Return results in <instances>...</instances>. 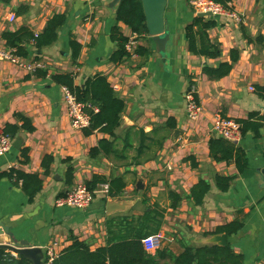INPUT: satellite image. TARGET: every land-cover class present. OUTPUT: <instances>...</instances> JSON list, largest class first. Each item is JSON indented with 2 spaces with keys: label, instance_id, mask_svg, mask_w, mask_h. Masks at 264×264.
Instances as JSON below:
<instances>
[{
  "label": "crops",
  "instance_id": "1",
  "mask_svg": "<svg viewBox=\"0 0 264 264\" xmlns=\"http://www.w3.org/2000/svg\"><path fill=\"white\" fill-rule=\"evenodd\" d=\"M111 1L0 0L2 49L8 48L4 32L25 27L39 34L51 16L65 15L54 43L40 50L31 41L26 44L28 56L23 58L39 61L42 68L28 72L0 60V133L7 125L19 127L11 148L0 156V223L15 240L42 248L47 260L48 247L56 258L74 238L90 249L102 247L108 239L128 232L124 218L137 224L151 210L153 215L160 214L156 215L160 228L150 235L159 236L158 248L175 254L185 247L215 244L207 239L218 234L216 228L237 219L242 228L226 235L227 243L243 256V264H264V177L260 172L264 168V0H229L227 9L240 21L226 15L202 17L214 21L208 35L220 50L215 58L188 50L184 28L198 16L186 0H168L164 56L148 34L140 37L116 19L117 6L112 8ZM10 13L15 15L12 21ZM114 27L127 40L136 34L137 46L149 53L134 51L118 63L111 62L117 48L111 37ZM70 39L80 44L76 58ZM232 51L237 60L226 76L211 78L202 72L203 67L216 68L230 61ZM65 73L73 74L74 85L80 89L92 76L106 77L114 95L124 102L113 135L97 129L85 134L70 125L62 85L52 78ZM192 88L201 107L193 122L185 109V94ZM251 114H256L258 128L246 130L235 143L247 159L246 168L238 173L232 160H216L209 153L210 139L222 138L213 132V121L216 116L246 120ZM19 115L29 120L31 131L21 128ZM101 139L109 141V152L90 155ZM23 148L28 156L25 162ZM47 156L51 161L46 170L42 161ZM11 168L40 175L42 188L32 202L5 175ZM68 168L72 169L69 183ZM95 175L103 182L94 187L98 192L88 207L55 205L56 198L73 185L87 186ZM217 175L236 178L222 192L215 184ZM117 179L125 185L118 196L99 192L103 183ZM200 179L209 184V191L196 205L189 189ZM172 192L180 196L175 208ZM117 198L122 199L119 209L108 213L106 202ZM0 241H8V235L4 233Z\"/></svg>",
  "mask_w": 264,
  "mask_h": 264
},
{
  "label": "trees",
  "instance_id": "2",
  "mask_svg": "<svg viewBox=\"0 0 264 264\" xmlns=\"http://www.w3.org/2000/svg\"><path fill=\"white\" fill-rule=\"evenodd\" d=\"M223 7H227L229 0H214ZM116 19L124 23L132 32L138 36L147 34L144 25V14L140 0H121L116 7ZM65 21L64 14H54L51 16L39 34H33L25 27H21L16 32H4L3 39L8 47L14 48L15 53L21 57H27V43L33 42L37 50L48 46L56 41L57 31ZM214 25L212 20H204L202 17H195L194 20L184 28L188 50L195 55H202L208 58H215L220 54L218 45L211 42L208 29ZM111 37L117 41L116 51L110 56L113 63L120 62L127 57L129 53L125 50L127 37L123 36L117 27L112 28ZM70 45L73 50V57L76 58L80 51V44L74 39H70ZM135 52L141 55H147L149 52L141 46H137ZM237 60L236 51L230 54V61L220 63L216 68L203 67L202 72L211 78H221L226 76L232 69V64ZM39 72V71H38ZM45 76V72L40 73ZM53 80L67 86L81 101H89L98 107V111L92 113L91 124L83 129L85 134H90L94 130H99L108 135H113L114 130L119 124L120 114L124 109V102L114 95V91L105 76L95 75L85 81L84 88L80 89L74 85L73 74H56ZM22 121L21 128L26 131L33 129L27 118L19 115ZM256 114H251L246 120H239L241 123V133L246 130H257L258 123L255 121ZM170 120V119H168ZM173 124H170L172 126ZM19 127L7 125L4 133L13 136ZM111 146L107 139H101L96 147L90 150V155L99 152L108 153ZM209 153L216 160H232L238 170V173L244 171L247 166V159L244 150L238 147L234 142L223 138H211L209 141ZM24 162L28 160L27 150L22 149ZM51 157L47 156L42 161V166L47 170ZM195 165V163H192ZM14 183L19 184L27 196L29 202H32L35 195L42 188V179L39 174L25 173L20 169L11 168L5 172ZM236 176L215 177L217 188L225 192L229 189ZM72 179V169L66 171V181L69 183ZM103 182L98 176L87 183V188L93 190L97 183ZM117 184L116 191L113 185ZM124 183L117 179L109 182L108 194L111 197L118 196L124 188ZM209 191V184L200 179L190 189L189 197L194 204L199 205L203 202L205 194ZM174 195L172 207L175 208L180 200V196ZM65 195V194H63ZM153 211L145 212L139 218L140 222L133 224L134 220L127 218L126 229L128 232L118 239H108L106 245L96 249L90 247L82 240L74 238L72 242L65 247L60 254L48 264H243V256L236 253L227 243L225 246L213 244L199 247H185L179 253L175 254L168 248H156L154 253H148L143 245L142 239L155 234L160 228V220L156 218L159 213ZM138 218V219H139ZM242 228L240 220H233L225 225L216 228L215 233H225L227 236L237 233ZM0 264H31L30 261L19 255H13L10 252L0 250Z\"/></svg>",
  "mask_w": 264,
  "mask_h": 264
},
{
  "label": "built area",
  "instance_id": "3",
  "mask_svg": "<svg viewBox=\"0 0 264 264\" xmlns=\"http://www.w3.org/2000/svg\"><path fill=\"white\" fill-rule=\"evenodd\" d=\"M87 1V0H85ZM187 3L192 7L194 12H211L212 15H226L236 21H240V17L223 7L220 3L214 0H186ZM15 15L10 13L9 20H14ZM137 47V36L136 34L128 38L125 43V50L129 54H134ZM0 60H6L14 65L28 71L33 72L38 68H42L43 65L36 60H25L23 57L15 53L14 48H0ZM254 90L253 87H250ZM194 89H189L185 94V109L187 117L190 121H196L201 113V107L196 102L194 97ZM63 101L66 105L67 114L70 125L77 130H83L90 126L91 115L98 111V107L89 101H81L76 95L67 87L62 86ZM213 132L218 136L232 142H237L241 137V123L237 120L229 117L216 116L212 126ZM12 145V136L4 132L0 133V156L4 155ZM109 185L103 183L100 187L99 192L103 195L108 196ZM98 191L89 190L83 184H76L63 196L56 198V206H69L78 209H84L88 207L93 199L94 194ZM142 243L147 250L156 249L159 244L158 235H150L142 239ZM54 258L52 247L47 249V260L45 264H48Z\"/></svg>",
  "mask_w": 264,
  "mask_h": 264
},
{
  "label": "water",
  "instance_id": "4",
  "mask_svg": "<svg viewBox=\"0 0 264 264\" xmlns=\"http://www.w3.org/2000/svg\"><path fill=\"white\" fill-rule=\"evenodd\" d=\"M121 0H112L111 7L115 8ZM144 14V25L147 34L151 37L153 43L156 46L159 55L164 56L165 45L169 36L168 25L165 20V10L168 0H140ZM211 12H199L198 17L211 16ZM18 141V140H17ZM14 146H16V142ZM236 143V142H234ZM264 177V168L260 170ZM139 185V184H137ZM121 198L115 200H108L105 204L106 211L111 213L117 210ZM119 209V208H118ZM8 235V241H0V250H4L12 253L13 255H19L31 262V264H45L44 251L38 246H34L33 243L28 241H17L7 229H4L0 223V237ZM207 242H212L217 245H227V237L225 233H218L207 239Z\"/></svg>",
  "mask_w": 264,
  "mask_h": 264
}]
</instances>
